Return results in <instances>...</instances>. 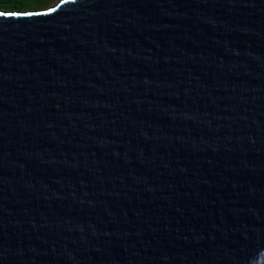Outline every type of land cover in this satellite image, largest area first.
Masks as SVG:
<instances>
[{"label": "water", "instance_id": "95a60500", "mask_svg": "<svg viewBox=\"0 0 264 264\" xmlns=\"http://www.w3.org/2000/svg\"><path fill=\"white\" fill-rule=\"evenodd\" d=\"M0 264H264V0L0 9Z\"/></svg>", "mask_w": 264, "mask_h": 264}, {"label": "trees", "instance_id": "16d2710c", "mask_svg": "<svg viewBox=\"0 0 264 264\" xmlns=\"http://www.w3.org/2000/svg\"><path fill=\"white\" fill-rule=\"evenodd\" d=\"M52 0H1L0 7L7 10H32L49 4Z\"/></svg>", "mask_w": 264, "mask_h": 264}, {"label": "rangeland", "instance_id": "374dc122", "mask_svg": "<svg viewBox=\"0 0 264 264\" xmlns=\"http://www.w3.org/2000/svg\"><path fill=\"white\" fill-rule=\"evenodd\" d=\"M59 0H52L49 4L45 5V6H42L40 8H36V9H42V8H47V7H50L52 5H55Z\"/></svg>", "mask_w": 264, "mask_h": 264}, {"label": "flooded vegetation", "instance_id": "af4514ba", "mask_svg": "<svg viewBox=\"0 0 264 264\" xmlns=\"http://www.w3.org/2000/svg\"><path fill=\"white\" fill-rule=\"evenodd\" d=\"M0 9H4V8H1V7H0ZM6 10H7V9H6Z\"/></svg>", "mask_w": 264, "mask_h": 264}, {"label": "built area", "instance_id": "2783aa9c", "mask_svg": "<svg viewBox=\"0 0 264 264\" xmlns=\"http://www.w3.org/2000/svg\"><path fill=\"white\" fill-rule=\"evenodd\" d=\"M1 1V0H0Z\"/></svg>", "mask_w": 264, "mask_h": 264}]
</instances>
